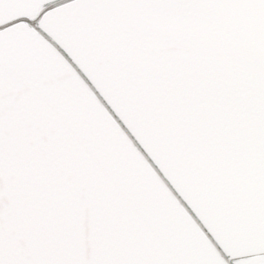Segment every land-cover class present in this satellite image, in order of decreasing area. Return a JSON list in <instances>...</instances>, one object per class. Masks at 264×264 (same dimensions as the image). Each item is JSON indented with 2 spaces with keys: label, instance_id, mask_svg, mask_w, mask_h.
<instances>
[{
  "label": "snow or ice",
  "instance_id": "6c2138e0",
  "mask_svg": "<svg viewBox=\"0 0 264 264\" xmlns=\"http://www.w3.org/2000/svg\"><path fill=\"white\" fill-rule=\"evenodd\" d=\"M0 264H264V0H0Z\"/></svg>",
  "mask_w": 264,
  "mask_h": 264
}]
</instances>
